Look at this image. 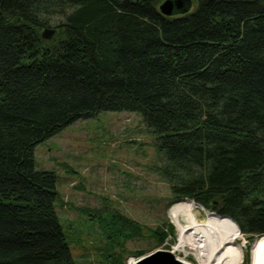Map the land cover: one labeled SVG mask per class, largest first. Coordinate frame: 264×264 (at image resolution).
Masks as SVG:
<instances>
[{
  "label": "trees",
  "instance_id": "obj_1",
  "mask_svg": "<svg viewBox=\"0 0 264 264\" xmlns=\"http://www.w3.org/2000/svg\"><path fill=\"white\" fill-rule=\"evenodd\" d=\"M163 1L0 0V264H75L57 174L34 152L102 112L142 115L175 200H217L249 249L264 236V0H191L172 17ZM95 214L104 257L120 247L111 264H124L145 226ZM149 231L159 246L176 238L171 223Z\"/></svg>",
  "mask_w": 264,
  "mask_h": 264
},
{
  "label": "rangeland",
  "instance_id": "obj_2",
  "mask_svg": "<svg viewBox=\"0 0 264 264\" xmlns=\"http://www.w3.org/2000/svg\"><path fill=\"white\" fill-rule=\"evenodd\" d=\"M46 29L57 28L47 27L42 34ZM34 160L37 170L57 174L60 200L56 210L71 239L75 264H111L113 253L120 255L121 248L116 246L108 260L104 257L106 237L100 223L91 217L108 211H117L146 228L142 238L125 243L129 253L123 254L124 264L139 259L134 255L138 251L145 256L156 250L176 252L177 258L197 264L194 256L175 251L179 233L169 214L182 200L174 199L170 183L161 174L167 161L159 151L158 135L146 126L141 114L102 112L79 120L39 144ZM165 223L175 227L176 238L159 246L149 230ZM246 242L241 234L242 264L248 263L247 256L252 264L254 243L249 249Z\"/></svg>",
  "mask_w": 264,
  "mask_h": 264
},
{
  "label": "bare ground",
  "instance_id": "obj_3",
  "mask_svg": "<svg viewBox=\"0 0 264 264\" xmlns=\"http://www.w3.org/2000/svg\"><path fill=\"white\" fill-rule=\"evenodd\" d=\"M169 215L179 233L175 251L194 256L197 264H242L245 255L235 221L210 213L192 200L176 202ZM251 256L252 264H264V237L255 241ZM182 261L192 264L186 258ZM134 262L132 259L130 264Z\"/></svg>",
  "mask_w": 264,
  "mask_h": 264
},
{
  "label": "water",
  "instance_id": "obj_4",
  "mask_svg": "<svg viewBox=\"0 0 264 264\" xmlns=\"http://www.w3.org/2000/svg\"><path fill=\"white\" fill-rule=\"evenodd\" d=\"M191 7H192L191 0H165L159 6V10L162 15L167 17H172L179 12L180 13L188 12L191 9ZM56 34H57V29L56 30L46 29L45 32L43 33V39L52 40L56 36ZM212 205L213 207L212 209L209 210V212L217 214L214 210L218 208L219 202L217 200H214ZM246 246L249 247L250 243L246 242ZM134 264H187V263L177 258L175 254L170 250H156L148 255L140 257L137 260L135 259Z\"/></svg>",
  "mask_w": 264,
  "mask_h": 264
}]
</instances>
